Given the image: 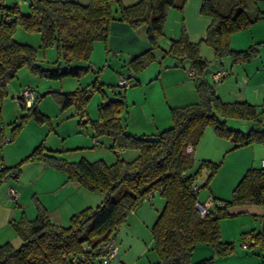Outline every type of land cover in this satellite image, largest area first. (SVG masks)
<instances>
[{
	"label": "trees",
	"instance_id": "obj_1",
	"mask_svg": "<svg viewBox=\"0 0 264 264\" xmlns=\"http://www.w3.org/2000/svg\"><path fill=\"white\" fill-rule=\"evenodd\" d=\"M185 1L139 0L125 6L120 0H89L86 4L74 0H26L28 11L24 13L16 3L0 0V103L7 94L8 83L23 66L33 74L54 79L86 74L87 64H71L88 63L94 43L106 40L112 20L124 21L133 28H145L149 46L128 60L129 67L137 74L155 60L154 50L164 34L168 8L181 10ZM200 13L211 17L205 36L191 40L181 28L179 36L162 51V56L189 62V69L195 73L190 78L194 79L198 92L196 101L170 107L169 126L150 134L130 133L126 127L124 94L113 91V96H109L101 82H92V89L79 86L67 92L49 91L60 111L74 107L81 116L77 125L89 124L90 136H110L113 140L108 148L116 157L110 164L103 159L90 161L83 156L68 160L38 144L14 165H2L0 182L8 171L13 172L12 178L16 179L21 163L38 160L63 171L67 181L103 192L104 198L95 207L88 206L72 214L66 225L52 222L45 207L36 199V214L32 219L23 217L11 223L20 243L18 246L10 242L0 244V264H100L95 256L97 245L114 242V233L125 222L127 214L155 192L164 200L151 226L157 264H214L212 257L190 262L191 253L198 244L209 245L215 253L231 249V243L220 239V219L229 215L226 211L229 204L264 202V166L262 161L261 166H249L234 186L230 200L215 199L214 206L207 207L208 212L201 215L196 204L204 203L197 195L209 178L199 184L197 176L203 167H208L211 168L210 177L219 164L201 159L195 167L192 149L208 126L217 136L232 138L231 149L253 142L264 143V102L256 105L245 100L222 101L214 83L225 74L217 81L204 78L209 67L221 63L225 57L236 63L258 54V43L254 42L244 49L231 48L230 36L250 26L262 17V13L258 10L250 13L247 0H234L228 11L220 10L218 0H202ZM17 26L39 32L43 47L55 45L56 62L64 65L53 69L41 67L35 47L14 39ZM202 44L212 49L211 60L201 56ZM123 76L119 74V78ZM132 76L128 77L129 86L135 84ZM119 78L117 86L125 89L119 84ZM95 87L101 92L102 101L98 104V116L92 119L87 116L86 101L90 96L88 92ZM38 100L39 96H35L28 107L20 104L26 113L13 126L9 140L15 137L27 118L39 123L49 120L38 109ZM229 118L249 120L252 126L247 132L231 129L226 125ZM188 147H191L190 152ZM128 150L136 152L131 159L122 155ZM250 234L258 243L257 250L264 251V235L260 232ZM258 264H264V259Z\"/></svg>",
	"mask_w": 264,
	"mask_h": 264
},
{
	"label": "rangeland",
	"instance_id": "obj_2",
	"mask_svg": "<svg viewBox=\"0 0 264 264\" xmlns=\"http://www.w3.org/2000/svg\"><path fill=\"white\" fill-rule=\"evenodd\" d=\"M247 1L250 7L253 3L254 6L256 5L257 8L261 10L262 4L259 0ZM21 10L26 13L28 11L27 5L22 4ZM249 11H251V8H249ZM262 17H264V15H262ZM262 17L255 21L253 23L254 26H252L256 29L259 28V34H262V29H264V18ZM109 36L112 42L114 40L116 43L121 40L113 31L109 33ZM13 37L19 42L35 47L37 63L41 65V67L53 69L59 65H64L61 61L59 65L56 62L58 52L55 45L46 47L41 45V34L39 32L26 31L17 26ZM163 37L160 39V42H158V46L160 47V44H166V40H164ZM132 39V41H129L130 34H128L120 43L138 44L140 41V37L138 36ZM260 40L261 41L254 42L258 43L259 52L250 60L236 63H232L229 57H225L222 60L223 64L227 66L230 72L223 78V82L230 79L236 71L241 73H244V70L254 72L256 68L259 70L252 75L251 83L257 84L261 80H264V36H262ZM252 43L250 42L249 45ZM112 45H114V43L109 44V47ZM202 49V52L206 54L204 58L206 56H208V58L213 56L212 49L208 45L203 44ZM104 54L105 42L102 41L100 46H94V48H92L90 55V62H94L96 67L93 69L90 68L88 72L81 77L67 76L61 79H54L33 74L27 66L18 69L16 76L8 83L7 94L0 103V133L5 134V137H11L13 126L19 122L20 117L26 113V110L14 100L16 92H19L24 86H30L34 96H39L38 101H40V103H37L38 108L49 117V120L39 123L33 118H27L15 135V137L18 136L15 144H12L14 139L11 142L6 141L4 143L0 138V159L2 157V159L5 158L9 162L13 160L19 162L20 159L18 158L23 144L30 140H36L35 138L40 136V139H37V143L42 144L46 151L52 150L54 154L60 155L68 160H78L82 156L90 161L103 159L108 164L115 160V153L109 150L108 147H105V145L102 146L99 144L92 146L90 126L89 124L86 126L77 125L81 116L76 112L74 107H69L64 111H60L54 95L49 92L51 90L67 92L79 86H86L92 89V82H101L102 89L109 96H113V91L114 93L122 92L124 94L123 96L127 104L126 123H128V127L129 125L132 126L131 123L138 124L136 126H141V124L144 123L143 113L139 108L140 101H136L144 97V95L150 101L153 110V120L150 124L151 128L155 129V126H157L160 130L171 124V118L166 122L159 119L162 115L159 114V102L162 99L161 81L159 79H154L150 85L146 81L153 76L154 70H156L154 65L158 63L154 60L138 72V77L143 80L141 89L137 87L139 84H133L123 89L117 86L120 74H118V70H121L124 76H126L129 54L122 51L120 55H114L109 51L107 53L108 61L104 60ZM80 64L88 63L79 62L72 63L71 65ZM214 66L219 67L221 64H216ZM214 66L209 67L210 70L213 69ZM150 69L154 70L152 71ZM132 80L134 81V79ZM238 83L239 88L243 89L245 83H243V81H238ZM96 86H98V84ZM236 88L234 86L233 89L229 90L232 93L230 96H238L234 95V93H236ZM88 94H90V96L86 101L87 116L94 119L98 116V104L102 101V95L97 87L89 91ZM240 94L239 91V96ZM262 101H264V99H262ZM262 101L260 99L256 102L260 104ZM226 125L231 129L247 132L251 128L252 122L249 120L229 118L226 120ZM129 128L133 130V132L136 130L134 129V125L133 129L132 127ZM143 128L146 130L144 132H149V127L144 125ZM205 131L213 132L210 126H208ZM205 131L196 145L201 148L203 145H206L208 149L206 151L208 160L218 163L219 166L210 177L208 175L211 173V168L203 167L197 176L196 182L202 184L207 178L209 179L207 185L200 187L197 196L205 206L213 207L218 199H220V202L223 200H230L234 186L248 166H250L246 165L247 167H242L245 160H247L248 164H251V166H261L260 161L264 159V143L253 142L231 149L233 146L232 138L219 137L213 132V135L217 137L214 141L210 138L211 135L208 134L209 132ZM104 137L105 136H102V138ZM37 143L36 145H32L31 148L29 147V150L32 151L35 146L38 145ZM100 147L105 150L99 152L97 149ZM189 148L191 149V147ZM135 154L136 152L134 150H128L122 155L127 159H131ZM194 161V166L196 167L201 159L200 157H194ZM25 163L26 162L21 163L20 168L25 167ZM29 172L30 170L26 166L24 175H27ZM5 181L3 180L0 182L2 188L16 185L14 181ZM85 191L90 196L88 197L90 207H95L104 198L103 192L97 189H88ZM32 202L34 203V201ZM163 204V198L158 192H155L150 199H144L133 211L127 214L125 222L121 224L114 233L113 240L117 248V255L109 264H157L158 256L153 248L151 226L155 222ZM226 211L229 215L220 219V239L223 242L231 243V249L228 252L215 253L209 245L198 244L191 253V263H195L207 257H212L214 259V264H258L264 259V251L254 248L243 249L242 247L243 241H248L253 237V235L250 234L251 232H258L257 230L264 227V202L229 204L226 207Z\"/></svg>",
	"mask_w": 264,
	"mask_h": 264
},
{
	"label": "crops",
	"instance_id": "obj_3",
	"mask_svg": "<svg viewBox=\"0 0 264 264\" xmlns=\"http://www.w3.org/2000/svg\"><path fill=\"white\" fill-rule=\"evenodd\" d=\"M74 1L82 4H86L89 2V0H74ZM120 1L123 5L129 6L138 2L139 0H120ZM259 1L262 4L261 10L258 9L256 5L254 6V4L251 2L252 3L251 7L248 4V11L249 8H251V11H249L250 13L251 12L254 13L257 9L262 13V15H264V0H259ZM6 2L16 3L19 6L20 10L22 4L27 5V2L25 0H6ZM201 2L202 0H186L181 10H179L176 7L168 8L166 13V20L164 23V34L162 35V37L164 36L163 37L164 40H166V44L164 45L160 44L161 47L158 46L155 49V62H157L158 64L154 65L155 66L154 68L156 70L153 69L155 71L153 76H151L146 81L147 83H149V85L152 84V81L154 79H159L161 81L162 99L159 102L160 105L159 114L162 115L159 117V119L165 122L170 119V107L185 105L194 102L198 99L196 83L193 78L187 76V70L189 69V62L185 59L180 60L177 58H173L171 56H162V51L169 47L171 40L179 36L181 28H184L186 34L191 40H197L198 38L205 36L207 26L211 21V17L200 13ZM233 2L234 0H218V5L220 10L228 11L231 5L233 4ZM252 24L245 29H242L240 31L231 34L230 36L231 48L235 50L244 49L247 47V45H249L250 42L252 43L255 41H261L260 40L261 37L264 36V29H262V34H259V28L256 29L252 27L254 26V24L253 25ZM111 31H113L114 34L117 35V37L121 38L120 41H122V39L124 40L125 36L128 34H130L129 41H132L133 40L132 38H135L136 36L140 37V41L138 44L135 43L126 44L125 42L120 43V41H117L115 43L114 40L112 42V40L110 39L111 37L109 36V33ZM160 39L158 42H160ZM102 41L103 40L96 41L93 45V48L94 46H100ZM104 42H105V54H104L105 61H108L107 53L109 51H111L114 55H120L121 52L124 51L125 53L127 52L129 54V58H130L131 56L139 54L149 46L148 42L146 41L145 28L143 26L133 28L128 23L119 20H112L110 22L108 26L107 38ZM113 43L114 45L109 47V44H113ZM202 47L203 44L200 46V54L204 57L206 54L202 52L203 50ZM205 58L207 60H211L213 56H211V58H208V56H206ZM216 64H221V66L215 67L214 65ZM87 65L89 66V69L90 68L93 69L94 67H96V64L94 62H90V60L88 61ZM211 66H214V68L211 70L209 68L208 72L204 75V78L207 79L208 81L213 80L212 78L213 72L218 70L225 71V75L219 81L214 83L215 91L218 97L222 101L231 102L242 99L251 104L259 105L257 104L256 101L260 99L262 101V99H264V80H261L257 84L251 83V77L259 70L258 68H256L254 72L253 71L249 72L244 70V73H241L239 71H236L235 74L232 75V77H230V79L223 82V78L230 73L229 70L227 69V66L224 65L223 62L214 63ZM119 73L124 75V73L121 72V70H118V74ZM131 75H133L132 77L135 78L134 79L135 84H139L137 87L141 89L142 88L141 86L143 85V80H141V78L138 77V73L135 74L128 65L126 76L131 77ZM238 81L239 82L243 81V83H245L243 89L239 88ZM234 86L235 88L237 87L236 93H234V95H238V96L232 97L230 96L232 93L229 90L233 89ZM239 91L241 93L240 96H239ZM136 101H140L139 108L143 113L144 123L141 124L142 127L136 126L138 124L131 123L132 126L129 125V127H132L133 129V125H134L135 127L134 129H136L134 130V132L128 127V123H126L127 130L130 133L136 135L150 134L159 130L157 126H155L156 127L155 129L151 128L150 126L153 120V110L148 98L144 95V97ZM39 103L40 101H38V104ZM144 125H146V127H149L148 128L149 132H144L146 131L143 128ZM205 132H209L208 134L211 135L210 138L212 140L215 141L217 139V137L213 135L212 131H205ZM17 137L18 136L13 138L14 141L13 139H11V140H7V142L13 141L12 144H15ZM39 137L40 136H38V138L36 137L35 138L36 140H30L23 144V147L20 149V156L18 159L21 160L24 156L27 155V153L28 154L30 153L28 152L31 151L29 149L32 147V145H36L37 141L40 139ZM4 138H5V134L2 133L1 141L5 143L6 141H4ZM112 140L113 139L110 136H105L104 138L92 137L91 144L92 146L101 144L102 146L105 145V147H108L109 145H111ZM97 150L100 152L105 149L100 147ZM207 150L208 149L206 148V145H203L202 148L199 147L198 145H195L194 148L192 149L193 156L200 157V159H208L206 153ZM0 161H1L0 167L2 165L12 166L15 163H17L16 162L17 160H13L9 162L5 158L2 159V157ZM261 161H260V165H261ZM25 164H26L25 167L20 168V172L17 175L16 179L11 177H6L4 179V181L6 180L5 182L9 180L15 182L16 185L15 184H10V185H15L13 187H15L16 190H18L17 198H14L8 194L7 186L2 188L0 185V244L5 242H10L14 246L19 245L20 238L14 231V228L11 223L19 219H22L23 217L32 219L36 214V207L32 201H35L36 199L45 207L50 220L54 223L61 225H66L72 214L89 206L88 197L90 196L85 191L88 189L75 181H67L66 175L63 171L58 170L38 160L28 161V163L26 162ZM246 165L251 166V164H248L247 160L244 161L242 167ZM26 166L27 168H29L30 172L27 175H24V170L26 169ZM153 195H151V197ZM257 231L260 232L262 235H264V227H262Z\"/></svg>",
	"mask_w": 264,
	"mask_h": 264
},
{
	"label": "built area",
	"instance_id": "obj_4",
	"mask_svg": "<svg viewBox=\"0 0 264 264\" xmlns=\"http://www.w3.org/2000/svg\"><path fill=\"white\" fill-rule=\"evenodd\" d=\"M224 74H225L224 70H218V71L213 72L212 78L217 81ZM194 75L195 73L191 69L187 70L188 77H193ZM119 84L125 87L129 86L128 77L127 76L120 77ZM34 97L35 96H34L32 88L30 86H24L18 93L14 95V100L17 103L24 104V106L28 107L32 104ZM7 140H9V138L5 137L4 141H7ZM189 150L190 148L188 147V151ZM262 166H264V160H262ZM12 176H13V172L8 171L6 173V177H12ZM7 192L10 196L14 198H17L18 196V190H16V188L13 186H8ZM150 197L151 195H148L146 199H149ZM196 208L198 209L201 215H205L208 212L207 206H205L202 203H197ZM242 247L243 249H249V248L258 249V243L256 242L255 238L252 237L248 241H243ZM95 251H96L95 256L96 258L99 259L100 264H109L111 260L115 258V256L117 255L116 254L117 248H116L115 243L112 240L106 241V242H100V244H98L97 247L95 248Z\"/></svg>",
	"mask_w": 264,
	"mask_h": 264
},
{
	"label": "water",
	"instance_id": "obj_5",
	"mask_svg": "<svg viewBox=\"0 0 264 264\" xmlns=\"http://www.w3.org/2000/svg\"><path fill=\"white\" fill-rule=\"evenodd\" d=\"M26 1V0H25Z\"/></svg>",
	"mask_w": 264,
	"mask_h": 264
}]
</instances>
